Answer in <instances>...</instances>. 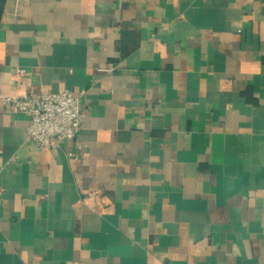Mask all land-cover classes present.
Masks as SVG:
<instances>
[{
	"label": "crops",
	"instance_id": "0c3cea01",
	"mask_svg": "<svg viewBox=\"0 0 264 264\" xmlns=\"http://www.w3.org/2000/svg\"><path fill=\"white\" fill-rule=\"evenodd\" d=\"M66 89L0 106V264H264V0H0V93Z\"/></svg>",
	"mask_w": 264,
	"mask_h": 264
},
{
	"label": "built area",
	"instance_id": "2783aa9c",
	"mask_svg": "<svg viewBox=\"0 0 264 264\" xmlns=\"http://www.w3.org/2000/svg\"><path fill=\"white\" fill-rule=\"evenodd\" d=\"M103 70L111 72L113 67ZM0 106L28 115L27 138L46 148H56L65 140H75L87 118L80 97L69 89L25 95L0 93Z\"/></svg>",
	"mask_w": 264,
	"mask_h": 264
}]
</instances>
